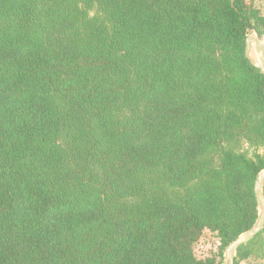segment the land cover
<instances>
[{
	"label": "trees",
	"instance_id": "obj_1",
	"mask_svg": "<svg viewBox=\"0 0 264 264\" xmlns=\"http://www.w3.org/2000/svg\"><path fill=\"white\" fill-rule=\"evenodd\" d=\"M252 33L248 0H0V264H222L260 214Z\"/></svg>",
	"mask_w": 264,
	"mask_h": 264
},
{
	"label": "water",
	"instance_id": "obj_2",
	"mask_svg": "<svg viewBox=\"0 0 264 264\" xmlns=\"http://www.w3.org/2000/svg\"><path fill=\"white\" fill-rule=\"evenodd\" d=\"M246 58L251 64L264 75V38L250 35L246 39ZM254 56L255 59L252 58ZM264 171H262L254 185L255 195L259 204V218L251 230L241 234L232 241L224 251V261L222 264H235L238 251L244 245L250 243L264 231Z\"/></svg>",
	"mask_w": 264,
	"mask_h": 264
},
{
	"label": "rangeland",
	"instance_id": "obj_3",
	"mask_svg": "<svg viewBox=\"0 0 264 264\" xmlns=\"http://www.w3.org/2000/svg\"><path fill=\"white\" fill-rule=\"evenodd\" d=\"M248 1L264 13V0ZM251 35L257 36L254 33ZM220 246L221 242L217 235L211 232H206L203 237H201L200 240L195 244V251L200 258H208L211 255L218 254ZM241 264H264V244L261 242L255 243L252 247V253L250 254L249 258L242 261Z\"/></svg>",
	"mask_w": 264,
	"mask_h": 264
},
{
	"label": "bare ground",
	"instance_id": "obj_4",
	"mask_svg": "<svg viewBox=\"0 0 264 264\" xmlns=\"http://www.w3.org/2000/svg\"><path fill=\"white\" fill-rule=\"evenodd\" d=\"M252 58L255 59L254 56H252Z\"/></svg>",
	"mask_w": 264,
	"mask_h": 264
}]
</instances>
